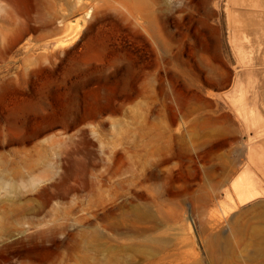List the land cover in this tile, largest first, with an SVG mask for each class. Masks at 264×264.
<instances>
[{"label": "rangeland", "instance_id": "374dc122", "mask_svg": "<svg viewBox=\"0 0 264 264\" xmlns=\"http://www.w3.org/2000/svg\"><path fill=\"white\" fill-rule=\"evenodd\" d=\"M0 264H264V0H0Z\"/></svg>", "mask_w": 264, "mask_h": 264}]
</instances>
